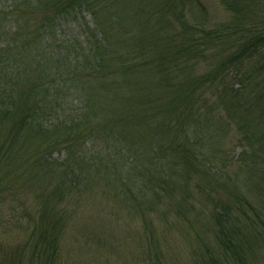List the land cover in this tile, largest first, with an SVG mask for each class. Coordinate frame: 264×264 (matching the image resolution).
Here are the masks:
<instances>
[{
    "label": "trees",
    "instance_id": "trees-1",
    "mask_svg": "<svg viewBox=\"0 0 264 264\" xmlns=\"http://www.w3.org/2000/svg\"><path fill=\"white\" fill-rule=\"evenodd\" d=\"M216 2L218 18L205 0L14 9L0 47V207L12 214L0 227L17 234L0 264H62L69 204L73 218L94 191L141 220L135 264H176L161 223L193 264H264V0ZM71 12L89 15L91 42L70 74L72 117L49 123L61 91L42 45Z\"/></svg>",
    "mask_w": 264,
    "mask_h": 264
},
{
    "label": "rangeland",
    "instance_id": "rangeland-1",
    "mask_svg": "<svg viewBox=\"0 0 264 264\" xmlns=\"http://www.w3.org/2000/svg\"><path fill=\"white\" fill-rule=\"evenodd\" d=\"M25 2L26 0H0V47L10 37L9 33L16 18L14 9H21ZM205 3L215 17L221 16V9L216 0H205ZM92 30L93 23L88 14L71 12L56 23L48 38L45 37L41 54L53 72L49 82L55 89L61 91L59 108L52 114L48 120L49 123L69 120L72 117V92L74 90L70 74L75 67V60L86 55L91 42ZM62 88L65 91H62ZM237 152L235 154H238ZM66 158V152L62 151L55 153L52 159L63 163ZM96 192L94 191L91 195L92 198L97 196L92 204L88 203L89 200L92 201L91 199L86 201L85 198L83 203L84 205L88 203L87 205L76 206L73 218L72 202L69 204L71 210H69V221L63 234L61 263L135 264L134 257L140 254V250L143 248L141 243L145 241V237L142 235L141 220L128 217V213L120 210L119 205L98 197ZM9 212L7 207L2 205L0 218L3 220L5 215L11 218L12 214ZM156 226L158 232L163 233L167 241L169 240V247H167L177 256L176 264H193L190 258V251L193 247L184 238L178 237L181 233L177 234L176 229H170L168 232L163 228L165 227L163 223L161 226L158 224ZM7 227H0V262L3 257V249H8L9 245L15 241L13 237L17 234L15 231L8 233Z\"/></svg>",
    "mask_w": 264,
    "mask_h": 264
}]
</instances>
